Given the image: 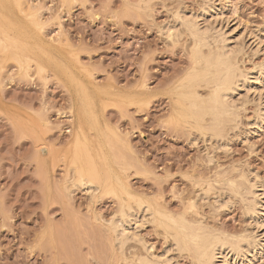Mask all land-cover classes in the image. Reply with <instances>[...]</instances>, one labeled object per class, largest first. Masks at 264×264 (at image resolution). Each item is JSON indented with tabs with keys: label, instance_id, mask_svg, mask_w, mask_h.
Segmentation results:
<instances>
[{
	"label": "rangeland",
	"instance_id": "rangeland-1",
	"mask_svg": "<svg viewBox=\"0 0 264 264\" xmlns=\"http://www.w3.org/2000/svg\"><path fill=\"white\" fill-rule=\"evenodd\" d=\"M223 42L249 81L216 131L189 96ZM263 106L264 0H0V264H198L174 242L197 228L264 264ZM113 221L135 234L121 247Z\"/></svg>",
	"mask_w": 264,
	"mask_h": 264
},
{
	"label": "bare ground",
	"instance_id": "bare-ground-1",
	"mask_svg": "<svg viewBox=\"0 0 264 264\" xmlns=\"http://www.w3.org/2000/svg\"><path fill=\"white\" fill-rule=\"evenodd\" d=\"M22 8V7H21ZM206 10V9H205ZM177 12H179L178 10H177ZM178 14H180V15H178ZM177 15L178 16H180V20H181V25L182 24H186V25H188V29L189 30H191L192 31V33L193 34H191V35H193V36H195V39H196V43H198V45L199 46H201V48L203 47V46H208L209 44H208V42H205L206 40L205 39H207V37H205V34H206V32L203 30V28H200L199 26H198V24L196 23H194L192 20L193 19H190L193 23H191L190 22V20L189 19H187V17H185L184 15L182 16V14L179 12ZM187 16V15H186ZM182 17V18H181ZM183 17H185V18H183ZM188 17H189V15H188ZM197 17V16H196ZM191 18V17H190ZM194 18V17H193ZM198 18V17H197ZM175 19V18H174ZM177 21V20H176ZM175 22V21H174ZM178 23H179V20H178ZM202 23V22H201ZM186 25H184V27L186 26ZM164 27V26H163ZM183 27V26H182ZM204 27V26H203ZM170 28V27H169ZM176 28V27H175ZM164 29V28H163ZM172 29V28H171ZM180 30V29H179ZM182 31V30H181ZM211 31V30H210ZM170 32V31H169ZM176 32H177V30H176ZM167 33V32H166ZM180 33H182V32H180ZM191 33V32H190ZM172 33H170V35H171ZM208 34H209V32H208ZM167 35V34H166ZM175 35V34H174ZM173 35V36H174ZM177 35V34H176ZM190 35V34H189ZM218 35H219V33H218ZM221 35V34H220ZM226 35V34H225ZM224 35V36H225ZM207 36V35H206ZM179 37H180V35H179ZM213 37V36H212ZM216 37H217V35H216ZM194 38V37H193ZM215 38V37H214ZM216 39V38H215ZM215 39H213V41L215 40ZM218 39H219V37H218ZM218 39H216L215 41H217ZM221 39V38H220ZM219 39V40H220ZM223 39H224V37H223ZM229 39H231V38H229ZM219 40L217 41V42H219ZM225 40V39H224ZM223 40V41H224ZM226 40H228V38L226 39ZM42 41V40H41ZM204 41V42H203ZM215 41L213 42V44L215 43ZM193 42V41H192ZM194 42V43H195ZM216 42V43H217ZM221 42V41H220ZM219 42V43H220ZM204 43H206V44H204ZM226 44V43H225ZM195 45H197V44H195ZM223 45H224V42H223ZM228 45V44H227ZM226 45H224V47H225ZM231 46V45H230ZM230 46H228V47H230ZM232 46H234V45H232ZM232 46H231V48L229 49L228 47L226 48L225 47V49H223V51L222 52H220V51H218V53H211V52H209V54H203L202 53V50H201V48H199V54H198V60H199V62H200V66L199 65H197V66H199V68H196L197 70L194 72V74L191 76V80H194V81H198V82H204L205 83V86H207V87H209L211 90H210V92L209 91H207V93H209L208 94V96H206V98H203L204 96L203 95H201V94H199L198 93V91L196 90V92H194L193 94H191L190 96H189V98H190V100L192 101V103L196 106V110L198 111V112H200L203 116H202V119L204 120L205 119V117H207V118H211L212 119V121H213V124L212 123H209V124H211V126L213 127V128H211V130L212 129H215L216 130V128L218 127V129H220L219 128V126L220 125H222L223 124V126H224V123H223V120L224 119H226V120H229V119H227V117L230 115H232L233 116V114H234V109H235V105H234V100H233V95H234V93L237 91V88L238 87H240V82H247V81H249V77H247V75H248V73H246V77H243V75H242V73H243V71L241 70V68H239V67H237V65H236V62H234L235 60H233V58H234V55H238L237 53H236V49L234 50V48H232ZM197 47V46H196ZM223 47V46H222ZM198 49V48H197ZM197 49L195 50V51H197ZM210 50V49H209ZM194 51V52H195ZM215 51V50H214ZM238 51V50H237ZM220 52V53H219ZM236 53V54H235ZM240 53V52H239ZM195 55H197V54H195ZM194 55V56H195ZM196 57L197 56H195V57H193V58H195L196 59ZM235 57H237V56H235ZM197 60V59H196ZM195 61V60H194ZM240 66V65H239ZM194 68H195V66H194ZM240 69V70H239ZM241 71V72H240ZM262 71V70H261ZM193 72V71H192ZM262 74V73H261ZM72 77V76H71ZM188 78V77H187ZM201 82V83H202ZM186 85V84H185ZM190 85V84H189ZM192 85H193V83H192ZM202 85V84H201ZM242 85H244V84H242ZM186 88V87H185ZM208 88V89H209ZM196 89V88H195ZM191 90H193V89H191ZM98 91V90H97ZM189 91V90H188ZM174 92H176V91H174ZM186 92V91H185ZM261 99H262V94L259 96ZM259 99V98H258ZM234 101V102H233ZM95 102V101H94ZM183 102H184V100H183ZM90 103V102H89ZM260 103H262V102H260ZM91 104V103H90ZM183 104V103H182ZM191 105V104H190ZM263 105V104H262ZM88 106H89V108H87V109H91L92 110V108H90L91 106L88 104ZM258 106H260V108H259V111L261 112L262 110H261V104L260 105H258ZM176 107V106H175ZM264 107V106H263ZM83 108V107H82ZM82 110V109H81ZM85 111V108H84V110H83V112ZM87 111V110H86ZM96 111V110H95ZM191 111V110H190ZM193 111H195V110H193ZM258 111V112H259ZM79 112H81V111H79ZM87 112H89V111H87ZM97 113H98V111H96ZM92 113H93V110H92ZM189 113V112H188ZM79 114V113H78ZM88 114V113H87ZM90 114V113H89ZM199 114V113H198ZM261 114L262 113H260L259 114V116H261ZM82 115V114H81ZM85 115V114H84ZM78 116V115H77ZM90 116V115H89ZM93 116V115H92ZM193 116V115H192ZM192 116H190V119H191V117ZM227 116V117H226ZM256 116H258V114L256 115ZM262 116H263V114H262ZM86 117H87V115H86ZM85 117V118H86ZM94 117V116H93ZM201 117V116H200ZM83 118V117H82ZM96 118V117H95ZM97 118H99L98 116H97ZM101 118V117H100ZM195 118V117H194ZM206 118V119H207ZM229 118V117H228ZM232 118V117H231ZM230 118V119H231ZM201 118H200V120L199 121H201L202 120ZM240 119V118H239ZM262 119V118H261ZM79 120H80V118H79ZM83 121H84V119H82ZM92 120V119H91ZM91 120H90V122H91ZM95 120V119H94ZM94 120H93V122H94ZM98 120V119H97ZM96 120V122H98ZM210 120V119H209ZM263 120V119H262ZM88 122H89V120H87ZM261 121V120H260ZM79 123V122H78ZM81 123V122H80ZM84 123H85V121H84ZM87 123V122H86ZM200 123V122H199ZM95 124V123H94ZM93 124V125H94ZM99 124V123H98ZM202 124V123H201ZM85 125V124H84ZM87 125V124H86ZM85 125V126H86ZM90 125V124H89ZM92 125V124H91ZM255 125H257V122H256V124ZM75 126H76V123H75ZM83 126V125H82ZM96 125H94V127H95ZM98 126V125H97ZM81 127V126H80ZM89 127H92V126H89ZM206 127V126H205ZM209 127V126H208ZM221 127V126H220ZM86 128V127H85ZM204 128V127H203ZM90 129V128H89ZM93 129V128H92ZM91 129V130H92ZM86 130V129H85ZM100 130V129H99ZM207 130V129H206ZM215 130H213L214 131V133H215ZM87 131V130H86ZM216 131H218V130H216ZM221 131V130H220ZM219 131V132H220ZM73 132V131H72ZM86 133V132H85ZM88 133V132H87ZM98 135V134H97ZM74 136H76V135H74ZM93 136V135H92ZM95 136V135H94ZM118 136V135H117ZM81 137V136H80ZM79 137V138H80ZM86 137V136H85ZM123 137V136H122ZM219 137V136H218ZM218 137H216V138H218ZM95 138V137H94ZM215 138V137H214ZM82 139V138H81ZM91 139H92V137H91ZM97 139V138H96ZM96 139H94V140H96ZM88 140V139H87ZM90 140V139H89ZM88 140V141H89ZM99 140V139H98ZM73 141V140H72ZM87 141V142H88ZM100 141H101V139H100ZM99 141V142H100ZM97 142V141H96ZM103 142H105V143H107L106 141H103ZM89 143V142H88ZM101 143L102 142H100V145H101ZM105 143H103L104 145H105ZM86 144V143H85ZM95 145V144H94ZM98 145V144H97ZM90 146V145H89ZM227 146V145H226ZM93 147V146H92ZM104 147V146H103ZM222 147V146H221ZM90 148H91V146H90ZM102 148V147H101ZM99 149V148H98ZM92 150V149H91ZM93 151V150H92ZM98 151V150H97ZM102 152H103V150H102ZM106 152V151H105ZM92 153H94V152H92ZM106 154V153H105ZM96 155V158L98 157V158H100V156H101V154H99V156H98V154H95ZM104 155V154H103ZM107 155H105V157H106ZM109 156V155H108ZM94 157V156H93ZM103 157V156H102ZM101 157V158H102ZM105 157H103V158H105ZM97 158V159H98ZM100 158V159H101ZM107 158V157H106ZM94 159H95V157H94ZM109 159V161H110V159H111V157L110 158H108ZM108 159H106V161H108ZM102 161V160H101ZM109 161L107 162V163H109ZM96 162V161H95ZM98 162V161H97ZM96 162V163H97ZM93 163V162H92ZM103 163V162H102ZM94 164V163H93ZM106 164V163H105ZM88 166V165H87ZM97 166H98V164H97ZM101 166V165H100ZM103 166H104V164H103ZM107 166V165H106ZM110 166V165H109ZM111 166H112V164H111ZM111 166H110V169H112L111 168ZM102 167V166H101ZM105 168V167H104ZM101 169V168H100ZM114 169V168H113ZM96 170V169H95ZM99 170V169H98ZM98 170H97V172H98ZM103 170V169H102ZM108 170H109V168H108ZM82 171H84V170H82ZM100 171V170H99ZM111 172L110 173H112V170H110ZM114 171V170H113ZM85 172V171H84ZM88 172H90L91 173V171H88ZM95 172V171H94ZM94 172H92L91 174H93ZM97 172H95L94 174L96 175L97 174ZM108 173V172H107ZM116 173H118L117 172V169H116ZM85 174V173H84ZM101 174V173H100ZM89 175V174H88ZM109 175V174H108ZM118 175V174H117ZM117 175H116V177H117ZM92 175H90V177H91ZM98 176V175H97ZM97 176H94V177H97ZM104 175L102 174V177H103ZM112 176V175H111ZM119 176V175H118ZM119 177H121V175L119 176ZM118 177V179L120 180V178ZM98 178V177H97ZM109 178L111 179V177H110V175H109ZM109 178L105 181V182H107V181H109ZM112 178H113V176H112ZM247 178H248V176H247ZM91 179H92V177H91ZM95 179V178H94ZM94 179H93V181H94ZM112 180H115V178L114 179H112ZM102 181V180H101ZM125 181V180H124ZM118 182H121L122 183V181L120 180V181H118ZM259 182V181H258ZM75 183V185L74 186H76L77 184H80L81 186H84V185H86V186H88L89 188H92V186H93V184H92V182L91 181H89V179H88V181H84V182H81V183H79V182H74ZM94 184L96 183V182H93ZM256 183V182H255ZM98 184V183H97ZM263 184V183H262ZM101 185H103V184H101ZM100 185V186H101ZM122 185H124V187H125V184L123 183ZM121 185V186H122ZM80 186V187H81ZM104 186V185H103ZM262 185H259V187H261ZM258 187V188H259ZM94 188H95V185H94ZM106 188V187H105ZM126 188V187H125ZM240 188V187H239ZM96 189V188H95ZM104 189V188H103ZM126 189H128V188H126ZM125 189V190H126ZM108 190V189H107ZM126 191H128V190H126ZM131 191V190H130ZM258 192H256V193H258V194H256V198L255 199H257L258 200V196L259 195H261V194H259V192H262V194H264V187H261L260 188V191L259 190H257ZM240 192V191H239ZM243 192H245V191H243ZM247 192V191H246ZM251 192H252V190H251ZM130 193V192H129ZM132 193V192H131ZM71 194V193H70ZM252 194H253V192H252ZM118 198H119V196H118ZM253 200V201H248L249 203L247 204L248 206H246L248 209H246V210H248V214H249V212H250V214L249 215H254V214H257L256 213V203H257V201L256 200ZM252 200V199H251ZM218 201V200H217ZM247 201H246V203H247ZM129 204V203H128ZM217 204V203H216ZM219 204H221L222 205V203H218L216 206H218ZM224 205H225V203H223ZM125 205V204H124ZM130 205H131V203H130ZM129 205V206H130ZM141 205V204H140ZM144 205V204H143ZM157 205V204H156ZM147 208H148V211H149V206H147V205H145ZM144 206V207H145ZM216 206H215V208H216ZM226 206V205H225ZM126 208H127V206H125ZM143 207V206H142ZM133 208V207H132ZM132 208H130V209H132ZM139 208H140V206H139ZM146 208V209H147ZM130 209H129V211H130ZM141 209V208H140ZM143 209V208H142ZM145 209V208H144ZM125 210V209H124ZM123 210V211H124ZM152 210V209H151ZM158 210V209H157ZM258 210V209H257ZM122 211V212H123ZM135 211V210H134ZM158 211H160V210H158ZM127 212V211H126ZM132 213H134V212H132ZM165 213H166V211H165ZM125 215H126V213H124ZM127 214H130V215H127V216H133V215H131V212H129V213H127ZM146 214V213H145ZM152 215V214H151ZM150 216V215H149ZM164 216V215H163ZM172 216V215H171ZM123 217H125V216H123ZM134 217V216H133ZM136 217H137V215H136ZM136 217H135V219H136ZM146 217V216H145ZM174 217V216H173ZM128 218V217H127ZM127 218H125V219H127ZM183 218V217H182ZM255 218V217H254ZM113 219V218H112ZM124 219V218H123ZM129 219V218H128ZM163 219V218H162ZM168 219V218H167ZM115 220H118V218L117 219H115ZM134 220V219H133ZM132 220V221H133ZM157 220V219H156ZM174 220H176V219H174ZM185 220V219H184ZM257 220V219H256ZM122 221V220H121ZM127 221V220H126ZM158 221V220H157ZM179 221V220H178ZM114 222V221H113ZM116 222H120V221H116ZM129 222V221H128ZM133 222H135V221H133ZM180 222V221H179ZM178 222V223H179ZM183 222V221H182ZM182 222H180V223H182ZM187 222V221H186ZM132 223V222H131ZM138 223V222H137ZM161 223V222H160ZM125 224V223H124ZM124 224H115V222H114V226H113V229H114V232H115V235H116V239H117V241H118V243L120 244V247L121 246H123L127 241H130L129 239H131V237L132 236H135V234L133 235L132 234V236H131V233H130V230H128V228L129 227H127V226H129V225H127V226H125ZM127 224V223H126ZM130 224V223H129ZM134 224V223H133ZM173 224V223H172ZM184 224V223H183ZM182 224V225H183ZM189 224V223H188ZM111 225V224H110ZM131 225V224H130ZM181 225V224H180ZM256 225H258L259 227L260 226H262V232H263V237H264V225L262 224V225H259V222H258V224H256ZM173 226H174V224H173ZM188 227V225L186 226V228ZM190 227H192L193 228V226H189V228ZM182 228V227H181ZM201 228V227H200ZM261 228V227H260ZM130 229V228H129ZM188 229V228H187ZM196 229V228H195ZM134 230V229H133ZM172 230V229H171ZM206 229H204V228H201V229H196V230H194V229H192L191 230V232L190 233H180V234H178L177 236H175L176 237V241H174L175 243H178V244H180V245H176V247L177 248H179L180 249V247L179 246H181V248L183 249V251L185 250V249H187L188 251L190 250V252H194V253H192V254H194V255H196L197 256V261H198V264H232V263H236V259H237V256H238V258H239V255L241 254L242 255V247L244 246H242V243H244V242H246V243H249V244H251V242H249V240L247 241V239L246 238H244L243 237V239L244 240H239L238 238V240L237 241H232V242H229V240H227V238L226 237H220V236H217V235H211V234H209V232H207V230L205 231ZM178 231H180V230H178ZM131 232H132V230H131ZM169 233V232H168ZM173 233V232H172ZM211 233V232H210ZM253 234V233H252ZM257 234V233H256ZM137 235V234H136ZM172 235V234H171ZM218 235H220V234H218ZM222 235V234H221ZM224 236V235H223ZM250 236V235H249ZM246 237V236H245ZM251 237V236H250ZM249 237V238H250ZM257 237V236H256ZM137 238V237H136ZM229 238V237H228ZM252 238V237H251ZM250 238V239H251ZM255 238V237H254ZM174 239V238H173ZM132 240V239H131ZM233 240V239H232ZM139 241V240H138ZM172 241V242H173ZM258 241V240H257ZM262 242V241H261ZM246 243H244L245 245H246ZM257 243V242H256ZM252 245V244H251ZM185 248H183V247ZM248 246V245H247ZM253 246V245H252ZM251 246V247H252ZM244 248H246V247H244ZM243 248V249H244ZM149 249V248H148ZM178 249V250H179ZM119 250H120V248H119ZM186 250V251H187ZM248 250V249H247ZM181 251V250H180ZM152 254L153 253H151V256H152ZM245 254V253H244ZM246 255V254H245ZM155 256V255H154ZM154 256H152L151 258H155L154 260H151V258L149 259V258H145V257H143L144 259H140V260H142L141 261V264L143 263V264H159L160 262H163V261H168L169 260V258L167 259L165 256H163V255H161L162 257H164L165 259H162V258H159L160 256H157V257H154ZM243 257V256H242ZM233 259H234V261H233ZM138 260H139V258H138ZM140 262V261H139ZM170 263V262H169ZM168 262H167V264H169ZM163 264H165V263H163Z\"/></svg>",
	"mask_w": 264,
	"mask_h": 264
}]
</instances>
